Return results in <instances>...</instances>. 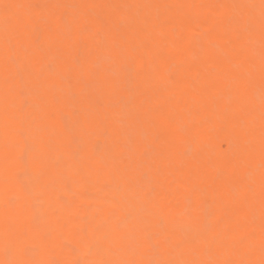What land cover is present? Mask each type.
Masks as SVG:
<instances>
[{
	"label": "bare ground",
	"instance_id": "1",
	"mask_svg": "<svg viewBox=\"0 0 264 264\" xmlns=\"http://www.w3.org/2000/svg\"><path fill=\"white\" fill-rule=\"evenodd\" d=\"M262 20L261 0H0V262H258Z\"/></svg>",
	"mask_w": 264,
	"mask_h": 264
},
{
	"label": "snow or ice",
	"instance_id": "2",
	"mask_svg": "<svg viewBox=\"0 0 264 264\" xmlns=\"http://www.w3.org/2000/svg\"><path fill=\"white\" fill-rule=\"evenodd\" d=\"M262 8H264V0H261ZM12 5H5V8H11ZM15 7H19L16 5ZM262 42H264V20H262ZM262 77H264V72H262ZM262 115H264V110H262ZM262 192H264V176H262L261 180ZM2 264V262H0ZM8 264H24L22 261L16 262H8ZM100 264H104V262H100ZM114 264H138L137 261H120L114 262ZM148 264H264V246H262L261 250V259L257 262L255 260H193V261H149Z\"/></svg>",
	"mask_w": 264,
	"mask_h": 264
}]
</instances>
